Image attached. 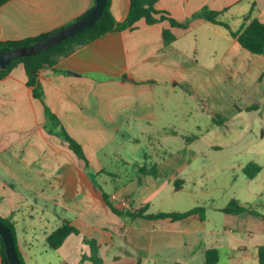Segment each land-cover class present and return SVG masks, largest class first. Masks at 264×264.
<instances>
[{
    "label": "crops",
    "instance_id": "obj_1",
    "mask_svg": "<svg viewBox=\"0 0 264 264\" xmlns=\"http://www.w3.org/2000/svg\"><path fill=\"white\" fill-rule=\"evenodd\" d=\"M253 3V18L264 23V0H158V11L179 23L190 21L188 26L172 27L168 20L148 25L140 20L133 30L109 33L62 59L61 62L71 60L97 43L109 47L114 54L118 52L126 65L122 75L127 78L122 82L111 78L104 85L109 93L107 106L93 104L81 95L83 75L72 66H68L65 75L54 74L57 65L40 73L39 79L44 84L54 81L62 84V124L75 132L70 134L84 149L89 170L66 142L43 130L44 106L27 86L23 64L0 80V162L12 155L11 168L5 169L0 164V176L13 179L17 183L12 185L13 189L19 192L20 199L26 200L24 204L17 203L16 208L14 204L11 211L0 208V217L11 218L17 250L24 264H93L90 259H83V255L92 254L85 238L97 241L101 264H206V252L211 249L218 250L217 264H260L258 252L264 247V220L256 221L250 211L255 212V207L247 204L249 210L239 215L223 213L222 223L199 214L180 221L120 217L106 204L103 194H108L119 210L151 204L154 197L165 193L166 186L161 182H166V166L172 168L173 162L167 165V160H162L159 173L147 182L150 177L145 173L151 168L139 153L140 156L127 158L124 168L111 170L101 164L99 155L109 142H101L102 131L112 130L116 136L126 122L151 124L156 120V97L159 91L169 94V83H173V89L187 84L196 98L207 99L204 108L213 123L211 132L216 141L211 145L214 147L227 134L229 125L241 128L237 134L242 135L248 118L256 123V114L264 115V56L244 49L223 26L202 18L192 19L202 9L215 12L227 9L221 20H229L226 23L238 31ZM92 5V0H12L0 8V41L21 40L58 30L85 15ZM129 8L130 0H112L111 11L119 22L126 19ZM166 29L176 37L170 46L164 44ZM137 59L133 65L132 61ZM139 65L147 66L145 71L155 75L134 73L133 68ZM181 66L192 67L189 75L180 72ZM134 91L140 93L137 97L143 99L140 103L134 101ZM234 101H237L235 108ZM249 107L251 111H246ZM243 114L248 115L246 120ZM217 116L227 120L216 125L215 121L221 122L215 120ZM127 127L136 128L128 124ZM136 159L141 160V166L137 167L140 174L134 173V166L133 178L125 185H110L111 177H128L125 173ZM5 187L1 186V193H6ZM20 205L29 206L30 211H24L30 219L29 229L18 226L19 218L24 215L19 218L12 215L13 211L19 212ZM39 213L44 218L37 223L42 224L37 234L33 216ZM63 221L80 233L71 234L59 249H51L46 238Z\"/></svg>",
    "mask_w": 264,
    "mask_h": 264
},
{
    "label": "rangeland",
    "instance_id": "obj_2",
    "mask_svg": "<svg viewBox=\"0 0 264 264\" xmlns=\"http://www.w3.org/2000/svg\"><path fill=\"white\" fill-rule=\"evenodd\" d=\"M137 61L138 59L132 61L134 62L133 65ZM140 64H143L142 59H140ZM68 66H72L76 72L83 75L81 95H85L87 101L93 104L97 103L99 106L108 105L109 93L104 85L111 78H115L118 82L127 78L122 75L126 65L121 56L118 55V52L116 54L113 51L110 52V48L105 45L103 47L102 43L94 44L71 60L60 61L54 74H68ZM146 68L147 66L139 65L133 70L134 73L138 74L155 75V73L145 71ZM190 68L192 67H178L180 72L185 75H189ZM40 84L44 91L45 105L62 123L63 113L60 100L62 84L58 81L44 84L41 80ZM172 84H168L169 94L163 91L158 92L155 102V114L157 116L151 124L144 121H138L136 124L133 121L126 122L117 131L116 136H113L112 130L102 131L101 142H109L99 152L101 164L110 170L116 167L124 168V161L132 155L140 154L144 161H148L147 166L151 168L145 173L146 176L149 175L147 177H150L147 182H150L153 179L151 176L159 173L162 160H167V165L173 162L172 168L167 169L166 166V182H161V185L166 186L165 193L153 198L149 204V213H184L199 208L212 222L222 223L224 222V214L220 208L226 207L232 200L236 199L240 200L242 204H246L245 206L248 208L250 205L255 207L256 210L253 214L256 221L262 222L264 220V120L262 119L264 115L261 114L260 118L256 114V123L248 118L242 135L237 134L241 128H237L235 124L229 125L228 131L224 130L227 134L222 139L219 138L221 141L218 142V147H214L211 145L216 141L215 136H213L214 132H211L213 123L209 118L210 115L206 112L207 109L204 108L207 99L196 98L194 94H191L192 91L187 84L178 85L174 89ZM217 85L219 84L217 83ZM138 95L140 93L133 92V97H136L134 101L140 103L142 98L139 97L138 99ZM236 103L237 101L233 102L234 108ZM121 104L125 105L123 101ZM44 115L43 130L47 133L46 124L51 126L52 121L45 110ZM243 115L244 120H246L248 115ZM127 124L128 126L134 125L136 128L129 129ZM65 130L73 138L71 134L74 135L75 132L66 128ZM74 140L77 141V139ZM104 155H111L112 157L107 159ZM139 161L141 160L131 161L133 163L125 173L128 177L119 179H112L111 177L110 185H125L126 181L133 178L131 170L134 166V173L140 174L137 169L138 166H141ZM1 163L5 169L11 168L12 155L6 156ZM249 163H255L262 168L254 179H249L244 172V168ZM151 165L154 167L158 165V168L155 170ZM1 172L2 170H0ZM146 176L145 179L143 178L144 182H146ZM102 180H100L101 184L103 183ZM14 183L16 182L13 179L0 176V188L3 184L6 186V193H1L0 190L1 209L11 211L14 204L16 208L17 203L24 204L26 202L25 199H20L19 192L13 189ZM25 196L27 197V195ZM19 207V212L13 211L12 215H16L18 218L24 215V217L19 218L20 224L18 226L29 229L30 219L26 216L28 213L24 212L25 209L30 211L29 206L20 205ZM39 215V217L33 216V227L36 233L42 226V224L40 226L37 223L41 222L39 221L40 218H44L41 213ZM9 220L12 221L11 218Z\"/></svg>",
    "mask_w": 264,
    "mask_h": 264
},
{
    "label": "trees",
    "instance_id": "obj_3",
    "mask_svg": "<svg viewBox=\"0 0 264 264\" xmlns=\"http://www.w3.org/2000/svg\"><path fill=\"white\" fill-rule=\"evenodd\" d=\"M10 1L12 0H0V8ZM92 2V8L87 13L91 12L95 7V0H92ZM157 2L158 0H130L129 13L125 20L119 22L113 16L111 11L112 0H106V4L101 17L92 26L88 27L81 33L75 35L74 37L38 55L13 60L10 66H8L4 70H0V80H2L6 78L17 65L23 64L27 76V86L32 88L33 97L35 99H38L43 104L45 113L48 114L49 119L52 121L51 126H49V124H46L47 133L61 138L64 142H66L69 146V149L74 152L79 159L85 162L86 170L90 169V164L86 157L84 149L76 140H74L67 133L61 121L55 115L52 114V112L44 103V91L40 84L39 75L43 70L54 69L62 59L68 58L80 48L92 44L96 40L104 37L109 33L133 30L140 20H145L148 25H155L164 20H168L172 27L186 28L188 26L190 21H186L185 23H179L173 18L166 17L164 15L165 13L158 11L156 9ZM254 7L255 4L253 3L251 10L246 15H244L243 25L238 31H233L228 23L221 20L222 15L227 11V9L222 12L210 11L207 8L202 9L200 12L194 14L192 19L202 18L211 23L223 26L224 28L230 31L231 36L236 39L237 42L244 49L248 50L253 54L264 56V23H262L257 18H253L252 13L254 11ZM70 24L63 26L60 29H63ZM60 29L31 38L0 41V52H6L12 49L35 44L56 33ZM163 37L165 46L172 45L176 40V37L171 33L170 30L167 29L164 30ZM251 109L252 108L249 107L246 109V111H251ZM215 120H221V122H214L216 125H220L223 124L227 120V118L217 116ZM261 170L262 168L255 163H249L244 168V172L249 179L256 178V176L261 172ZM103 197L106 204L113 211V213L120 217H129L133 220L136 218H145L148 220L168 218L172 221H180L195 214H199L202 218L205 217V215L203 214V210L199 208L192 209L184 213H149L148 211L150 205L147 204L140 209L130 208L126 210H119L114 206L108 194L104 193ZM248 210V207L241 205L240 201L236 199L232 200L226 207L221 209L223 213L233 215H239ZM250 211L254 213V211ZM0 223L8 226L11 229L19 260L21 264H24L17 250L14 224L9 219L2 217H0ZM79 233L80 231L76 227L72 226L68 221H63L62 225L59 226L56 230H54L46 238V243L51 249L57 250L64 244L65 240L71 234ZM84 242L91 247L92 254L90 257L83 255V259H90L93 264H101L102 259L99 257V245L97 241L94 239L85 238ZM218 254L219 253L217 249L208 250L206 252V264H217ZM258 255L260 264H264V247L259 248ZM0 257L2 264H9L1 236Z\"/></svg>",
    "mask_w": 264,
    "mask_h": 264
},
{
    "label": "water",
    "instance_id": "obj_4",
    "mask_svg": "<svg viewBox=\"0 0 264 264\" xmlns=\"http://www.w3.org/2000/svg\"><path fill=\"white\" fill-rule=\"evenodd\" d=\"M105 4L106 0H95V7L91 12L42 41L29 46L0 52V70H4L10 66L13 60L38 55L81 33L101 17ZM0 236L9 264H21L15 248L13 233L8 226L2 223H0Z\"/></svg>",
    "mask_w": 264,
    "mask_h": 264
}]
</instances>
